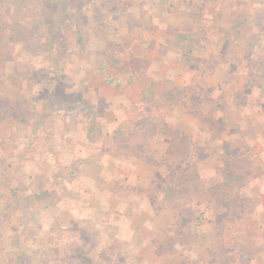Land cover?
I'll use <instances>...</instances> for the list:
<instances>
[{
    "label": "crops",
    "instance_id": "obj_1",
    "mask_svg": "<svg viewBox=\"0 0 264 264\" xmlns=\"http://www.w3.org/2000/svg\"><path fill=\"white\" fill-rule=\"evenodd\" d=\"M212 1L196 14L203 23L167 12L144 25L112 70L115 96L93 90L118 107L117 135L135 153L111 177L103 166L112 198L100 264H243L241 247L248 264H264V0ZM182 146L196 181L178 210L167 189L189 168Z\"/></svg>",
    "mask_w": 264,
    "mask_h": 264
},
{
    "label": "rangeland",
    "instance_id": "obj_2",
    "mask_svg": "<svg viewBox=\"0 0 264 264\" xmlns=\"http://www.w3.org/2000/svg\"><path fill=\"white\" fill-rule=\"evenodd\" d=\"M205 1L0 0V264L105 259L107 179L118 158L135 153L117 135L118 107L93 90L115 96L112 70L126 66L120 52L144 25L167 12L199 22L204 6L214 10ZM194 185L176 194L178 210ZM112 189L118 204L125 194ZM248 250H238L241 261Z\"/></svg>",
    "mask_w": 264,
    "mask_h": 264
},
{
    "label": "trees",
    "instance_id": "obj_3",
    "mask_svg": "<svg viewBox=\"0 0 264 264\" xmlns=\"http://www.w3.org/2000/svg\"><path fill=\"white\" fill-rule=\"evenodd\" d=\"M186 145H189L190 142L188 140L185 141ZM185 146H182V150L177 152L179 156H181L187 164L189 165V168L187 169V173L183 174L181 171H175L173 174H169V179H171L173 182H171L170 186H168L169 189H167V193L170 194L171 197L176 196L179 192L182 193V188L186 186V182H195L196 181V173L194 164L191 163L190 157L192 156V151H189V148L185 150ZM192 148V146H191ZM194 148H192L193 150ZM191 150V149H190ZM178 200V199H177ZM173 201L177 202L176 199H173Z\"/></svg>",
    "mask_w": 264,
    "mask_h": 264
}]
</instances>
